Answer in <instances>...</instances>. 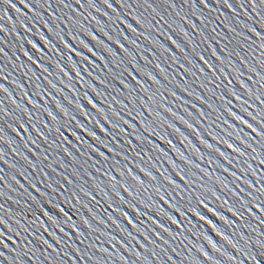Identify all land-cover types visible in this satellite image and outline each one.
Wrapping results in <instances>:
<instances>
[{
  "label": "water",
  "instance_id": "95a60500",
  "mask_svg": "<svg viewBox=\"0 0 264 264\" xmlns=\"http://www.w3.org/2000/svg\"><path fill=\"white\" fill-rule=\"evenodd\" d=\"M70 2L74 3V0H70ZM128 2H131V0H128ZM182 2L183 0H176L177 7L174 11L167 4H165L163 0H152L153 7L156 8V11L159 12L161 16H164L165 19L169 20V23L175 21V24H173L174 28H176L177 25L184 28L188 34L187 37H184L179 33V28H177L176 31H172V29H169L167 25L162 26V24H156L159 16H156L152 9L148 8L147 5H143L142 0L140 5L133 3L131 9L121 8V6L116 3V0H112L113 8L116 9V12L108 9L103 4L102 0H97V7L101 10V12H97L95 11V9L91 8H79L78 5L74 6L77 7L79 12H82L84 14L83 16L77 17L78 19L83 21L84 26L89 31L95 33V35L100 40H103L111 48L119 52L120 59L123 61L119 68H116L111 63L112 58L108 57V67L112 68L114 73L124 72L125 67L131 68L129 60L134 58L136 63L139 64L140 67H142L147 72H152L156 76V78L160 81L159 85L154 84L147 76L140 75L139 73H136L135 70H133V74L137 76L138 80L144 82V85L149 89L150 94L157 95L158 104L164 103L168 107L172 108V111L176 114L175 116L164 112L162 109L157 110L161 112L164 118H166L171 123H174L175 126L179 128L185 136L188 137V141H185L182 144L179 135L173 133L170 129H166V126L164 129L157 127V130L161 131V133L166 135L169 139H172L173 143L178 148H180V150L184 152L185 155L193 159L195 163H199L202 168H205L209 173H212V175L206 176L203 172H200L196 168H188L179 160L177 155L172 151V149L168 147L165 142L160 141L154 136L151 137V139H153L155 143L160 144L161 147H163L168 152L169 156L178 164H180L181 167L187 168L189 172L196 173L195 176L189 177L191 180L195 181L193 188H195L196 192H200V188L198 187L199 185H206L208 188H215V190L221 195L222 198L228 199L230 202H235V198L232 197L231 194L223 188V185L216 182L217 177L221 181L227 183L229 187L235 189L236 191H239V189L236 188V183H240V187L245 189L244 193H240L241 196H245V193L248 191H252L255 194V189H248L246 185L239 181L233 183L234 177L229 173L235 172L238 175H243L244 179L250 180L253 184H255L256 177L252 175L251 171L249 170L246 171V173H241L240 168L248 169V164H251L252 168L257 170V176H259L262 174L260 170L264 169V165H258L256 160L251 159L252 155L254 154L251 153L250 150H248V154L245 157L241 158L233 153L231 149H228L226 145L219 142V140L229 139L230 142L236 143L238 146H242L239 145V142L234 139V136L237 133L233 132L232 128L223 123L225 119L228 120L229 124L236 125L237 129H243V132L239 133V135L241 136L244 132L250 133L251 130L246 128L244 125L239 124V122L233 120L224 111L225 101L218 98L221 93L225 97H227L228 100H231L233 111H236L238 114L244 115V113L240 111L239 102L236 101L233 97L229 96L227 89L224 87V85L227 84V80H225L223 76H220V79L217 80L216 76L219 75V73H217L216 76H212V81L214 82H210L207 77L211 75V73L208 72L206 66H204L202 62L196 60L193 48H195L196 52H200L205 56L206 59H209L210 61H215V58L212 57L211 50L209 49V44H211L226 60L230 57L231 60L240 67L241 71L244 72V76L242 77V79L245 80V82L249 85L253 92H256L257 89L260 88L259 83L253 82L257 80V77L244 67L240 59L231 51V49L235 48L241 53V55L245 57V59L248 61L249 66L255 67L258 72L264 73V68H261V66L256 63L255 59V57L259 55V50H257L255 54L250 51V47H255L254 44L246 45L244 48H241L236 43V41L242 40V38L236 36L235 33H229L228 29L225 28L221 21L225 16L229 17V19L232 21V26L236 27L237 32H244L245 35L251 37V40L255 41L256 43H259L257 38L251 32L247 31L246 28L236 25L235 20L238 18L246 24L256 27L257 31L264 32V29L260 28V18L256 16L251 5L248 3H245L244 8H240L236 3V0H232L233 7L236 10L234 15L230 9L223 5V3L217 5L213 3L212 0H209V3L211 4V7L213 9L212 11L203 8L202 5L198 6L197 11L202 9V14L205 18L204 23H201V19H199L195 15H192L193 9L188 6L182 7ZM13 3L16 4L17 8L21 9V12H17L15 9L11 8L8 5H0V7L7 9V15L3 19H0V24H3L5 29L7 30L0 31V38H2V42H0V48L4 49V52L7 54V56L3 59H0V64L4 66V75L8 77L7 80L0 79V83H3L8 89V92L11 94V96H9L6 93L0 92V96L3 97L4 106L8 109V111L15 113L14 117H5V123L3 124V127L6 139L4 141H0V149H3V160H0V168L3 169V172H0V175H3L5 177V180L7 181V185L11 186L8 187L7 185H4L2 189H0L4 192V196L0 197V203L5 204V208L10 209L11 212H24L25 209L21 207V205L32 203L29 193H31V195L37 196L41 200V202L44 201V197H40L39 194L31 188L28 181H26L24 177L20 175V172H24L25 175L29 177V180L37 184V187L40 188L41 191L47 193L49 199H52L54 203H61V205L64 206L71 215H73V219L76 220L77 226L80 227L82 231H84L85 237L87 239H85V237H78L77 234L66 225L62 226L65 227V232L71 233L70 237L64 236L62 233L56 230L54 226L49 225V230L55 231L56 234L62 238L64 242L62 246L60 244H56L55 241L52 240V237L43 232V229H40V232L45 236V238L52 242L58 250L63 247V251H60L59 255H57V253L53 252L51 249L48 250V254L53 257L54 264L55 262H62V264H74V262L75 264H94L95 260L108 261L109 264H125L124 261H121L119 259V256L121 255L126 258L127 264H147L148 261H151V264H195L196 260H199L200 264H214V261L216 260H219L221 264H233V262L228 261L224 255H221V252L234 255L238 260L243 259L244 264H253L250 259L243 257L239 252H237L236 249L232 248L228 243L221 239L210 226L198 220L196 217H191L193 222L192 225H188L186 224V222L181 221L182 224H185V228L183 229L181 237L172 239L167 234L161 232L164 240L169 241L168 244H164L162 240L157 239L149 231V239L155 241V244H152L149 243L148 240H145L144 237L140 235V233L132 229L131 226L127 225V223L123 221L121 217L116 216V214L113 213V215L116 216L118 222L121 223V227H126L127 231L132 232L133 235L137 237V240H139V243H137L136 240H132L131 237H127L125 239V243L128 244L127 249L121 247V245L119 243H116V241H109L107 236H101L99 235V233H90L86 229V227L79 222V217L83 216L87 218L94 227L100 228L104 233H111L118 238H124V234L121 232L120 228H117L110 222L107 223V226L98 224L97 221L94 220L91 215H89L87 209L78 206L80 207L79 213H74L71 206L63 204V201L67 200L70 197L71 191H76L79 194V188L76 187V185L85 186L86 188L91 189L94 182H104V186L106 187L107 191V181L105 176L103 175V172L107 171V169L102 167L104 161H101L99 165H94V160L99 159V157L95 156V154H92L93 159H88V154L91 152L88 146L79 145L75 138L72 137L70 133L65 131L63 128H61V131H64V135L68 136V138L72 141V144H61L62 137H58L55 132L47 133L48 140L45 141L44 139L38 137L35 130H33L30 126L28 133H25L23 129H20L19 131L21 135L17 136L16 133H14L11 128L8 127V125L11 124L19 129V124L15 123V120L21 116V113L13 104V100H15L16 103L26 106L33 113L34 117L38 114L40 119L50 125L52 124V120L44 111L45 108L51 110L53 115L58 117L61 124H63L66 120V118L56 106L57 103H59L64 108H66L71 115H74L77 120L84 123L86 127L95 130L98 136L108 141L110 137L104 136V134L101 133L94 124L88 123L85 120L84 116L75 107V104H84L85 108L88 109L90 116H94L96 119L100 120L101 124H103L105 128H108L113 136H117L116 130L112 129L110 125L104 121L100 113L92 109L91 106H89L83 99V93L86 92L100 107H103L105 109V114L108 116L109 120L113 121L114 123H120L124 127L127 126L123 125L122 121L117 120L116 117L112 115V111L108 106V102H111L112 106L116 109V111H119L121 115H125V110H123L119 104H116L112 98L115 97L116 100H123L124 103H128V100L126 99L128 93L127 90L123 89V86L120 85L116 80H114L111 75H108L107 69L104 68V64L99 60H96V63L100 65V67L97 69L93 68L92 65L87 63V61L81 60L80 57L73 56V60L78 64V70L81 72L83 80H78L75 77V73H73L68 67L67 50L64 49L63 45L60 43V37L56 34L57 31H60V35H62L64 39L69 43H72L78 51H85L80 47L78 41H73L71 37H69V29L63 23V20L66 19L64 13L69 12V9L60 10L56 4V0H52L51 9H48L47 6L36 7L35 5H33L35 11L42 14L43 20L49 22L50 26L53 28V32L49 33L42 23L37 22L35 27H32V25L29 24V27H32V33L29 34L19 27V22L21 19L27 20V17H33L34 12L20 4V0H13ZM49 11L55 13L56 17H59L61 19H57L55 23H52L53 17L49 15ZM105 11H107L109 15L113 17L112 20H108L103 15H101V13ZM177 11L180 12L182 16H187L189 19H191L199 28L203 30L204 35L202 36L197 33L188 23L182 21L180 17L176 16L175 13ZM89 12H91L92 15L96 16L97 19L101 21L106 31L121 40V43H123L125 47L128 48L129 51L133 54L131 58L128 57L125 53L121 52L118 46L115 45L111 40H107L103 33L98 30L99 26L95 22L91 21L90 17H88V19L84 18L88 16ZM22 13H26L27 17L22 15ZM117 13H119L121 16H124V18L129 23H131L138 29V31L145 33V35H147L150 39L146 40L143 36H137L135 33L130 32L124 24H119L118 21H116ZM127 13H131V15ZM221 13H223V15H221ZM0 15H2V13H0ZM261 15H264V11H261ZM133 16H141L146 22L152 23L153 25H155V27L152 30L141 28L138 24H136ZM249 16H251L252 18L249 19ZM209 21H211L212 23H208ZM57 25H59V28H57ZM215 25H219V27L216 28V32L228 36V39L232 41L230 44H228V41L222 39V36H217L216 33H213L211 31L212 27ZM121 30H123L124 35H127L130 39H135L137 41V45H139L140 47L130 44L128 43V41L124 40L123 36H120ZM73 32L77 33L80 39H83L86 43L91 45L96 52L108 56V54L104 52L103 48H101L99 44H97L95 41H92L88 36H86L82 30H80L79 28H75L73 29ZM162 32L164 33L163 35H161ZM41 34L46 36L53 44L56 45L60 52L64 54L63 59L55 52L48 51V48L45 47L43 41L39 39V35ZM169 34L184 49L183 53H181L180 50L172 45L168 40L167 37ZM205 36L208 37L207 42H205ZM213 36L216 37L215 40L212 39ZM28 39L34 40L41 47H43L46 52H48L49 56L52 57L51 63L48 60H44L42 61V63L45 64V66H48L49 72L52 73V75H50L48 78L51 79L58 88L62 89V92H57L56 90L49 87L47 82L43 79V76L46 74H43L40 69L31 64V62L28 61L27 58L24 57L19 51L20 46L23 45L25 50H28L31 54L35 55V53H33V50L31 49V46L27 43ZM217 40L220 41L219 44L216 43ZM150 41H155L157 45L162 44L165 47L170 48L172 54L175 55L179 63L183 64L185 68L191 69V71L195 73V75H189L188 73L184 72V70L179 68V65L174 63L173 60L169 57V53L163 52L161 48H158ZM221 44L228 45V53L220 51ZM153 53L155 55H153ZM85 55H88V53L85 52ZM185 56L193 59L194 63H200L201 67H205L206 75H201L196 70L194 64L188 63L187 59H185ZM91 59H95V57H91ZM57 60H59V62L69 72V75L72 77L70 81L64 79V83H61V79L57 78V73L59 70L51 66ZM157 63H159L162 68L166 69L165 75L167 76V79H165V76L161 75L159 70L156 68ZM85 66H87L88 72L92 73V76H89L87 72H85ZM29 69H31V72H34L36 76H40L41 79L39 81H36L35 77L31 75V72L29 73L28 77H25L24 73L29 72ZM225 70H228L227 67ZM93 76H100L102 80L107 81V84H101L99 80L93 79ZM248 76H252V79L249 80L247 78ZM61 78H63L62 74ZM123 78L126 82L131 83L133 87H135L136 90L132 93L133 96L138 97L144 95L143 90L135 84V81L131 80V77L127 72H124ZM228 79H232V76L229 75ZM14 80L22 83L24 85V90L28 92L29 96H31L33 100L39 101V103L43 105V107L41 109H34L32 105L28 103L27 99L24 98V92L12 83V81ZM221 81H223V84H221V87L217 88L216 85L220 84ZM177 82H179L184 88H188V91L193 93L194 95H189L188 92H184L180 88H178L176 86ZM36 83L41 84L42 88L47 89L48 92H51L52 97H54L55 99L47 96L46 94L44 95L43 99H41L39 96L33 95V93L36 92ZM69 83H71V88L66 87V85ZM201 83L204 84V87L200 86ZM89 84L94 85L96 90L102 92L103 95L98 97L96 93L93 92L89 87ZM232 86L238 91V94L244 100L248 101V104L245 105V107H248L249 111H252L253 114H255L256 110L262 107L255 100V97H249L243 91V89L240 88L239 84L235 82V80H233ZM73 89H75V92L73 91ZM116 89L124 92V95H120L119 92L116 91ZM157 89H159V92L157 91ZM168 89L175 91L177 93V96L181 97L182 99L177 100L172 97L169 94V91H167ZM208 89L213 90L211 94H209ZM260 90L264 91V89ZM160 92H162L164 96L167 97L166 100H161L159 98ZM196 95L203 97L205 101L212 104L218 111H213L207 106V104L202 103L200 100H197L195 98ZM145 99L147 100V96H145ZM193 104H195L197 108H193ZM252 105H255V108H253ZM131 107L132 105L129 104V108ZM197 109L203 110L205 115L208 116L209 119L204 120L203 118H199ZM189 113H192V115H189ZM133 115H135V112L133 113ZM147 115L148 113H145V116ZM218 116L220 117L219 119L217 118ZM177 117H183L185 120H188L189 123L194 124L208 143H211L214 148H219L221 151L230 155V158L233 159L232 164H228L223 160V158L217 157L219 162L223 164L224 167L229 169V173L224 172L223 169L216 163H208L207 157L209 155L215 156L216 154L214 152H211V150L206 149L204 145L200 144L197 139L196 133L188 129L181 120L177 119ZM125 118L130 119L126 115ZM197 118L200 119L199 124L196 123ZM245 118L249 119V117L247 116H245ZM138 119L134 120L133 123H137V128H139V131L143 133V128H140ZM24 122L27 124L26 119ZM250 122L255 123L251 120ZM33 123H37V126L41 129V131H44L43 125L39 124L37 120L34 119ZM217 125H219V127ZM70 127L76 130L78 134L82 138L86 139L90 144H96L97 147H100V145L97 144L96 141L92 140L91 137H88L86 133H84L80 129H77L74 122L70 125ZM205 129H207V131ZM225 130H227V132H232L233 136H227L225 134ZM209 132H211L212 135H209ZM143 134L147 135V133ZM251 135L255 136V133H251ZM29 136H31V139L36 140L39 147H37L36 145H32L28 141ZM213 136H218L219 140L213 139ZM21 137H23V139ZM117 139L122 144L124 143V139H132V142L134 144L138 143L135 140V133H133L131 129L128 130L127 137H125L124 134L121 133L117 136ZM245 139L248 138L245 137ZM256 139L258 140L259 137H256ZM9 141H11V143H9ZM51 141H55L56 145H59V147H52ZM189 141L192 145H195V147L198 148L201 153L205 155L204 160H196V157L193 155L192 149L190 147H186ZM26 142H28V147L32 149L31 152L24 147ZM249 143H253V146H257L252 140H249ZM110 146L115 147V145ZM77 147L79 148V151L77 150ZM65 148H67L68 151L72 154L71 156L64 152ZM13 149H15V151H13ZM137 150H139V148ZM101 151H106V149L101 147ZM125 154L128 155L130 160L134 161L133 163H129L128 166L131 167L134 172L141 175L142 179H145L146 181L148 180V178L145 177L143 173H139V170L135 168L136 162L141 163L143 167L148 168L149 170L153 171L154 175L158 176L157 183L159 184V187L165 192V194L170 191L166 183L163 181V178L159 176V172H157L156 170L160 169V171H163L164 169H168L169 172L172 171L165 157L153 151L151 153V156L153 158L151 162H148L147 157H144L143 161H135L132 157L131 149L127 145H125ZM45 156H47V159H44ZM158 156L159 159H157ZM25 157L27 158V160L25 159ZM114 159L120 160V166H123L125 163H127V161L121 159L119 156L114 157ZM5 161H7V163H5ZM27 161H35L36 169L33 170L31 167H29ZM245 161H248V164H246ZM152 164H155L156 167L153 168ZM12 165H15V167H12ZM49 165H51V167H49ZM61 165H64V167H62ZM97 167L101 168V172H96ZM109 167H111V165H109ZM41 169H43V172L40 171ZM74 171L78 172L79 176L82 179L74 177ZM89 172L91 173V177L87 175V173ZM44 173H46L47 176H45ZM112 174L116 175L114 171L112 172ZM13 176L16 177V180L19 181V184H17L16 181L12 179ZM64 176H67L70 180H73L75 182L74 185H69L64 180ZM173 176L178 180V182H180L179 178L175 177L174 173ZM117 178L119 179V176H117ZM57 181H59V183H56ZM262 183H264V181H262ZM3 184L4 182L0 181V185ZM21 184L24 185L23 188L20 187ZM49 184L52 185L51 188L48 187ZM61 185H63V187H61ZM185 187H187V185H185ZM257 187H259V185H257ZM25 189H27V192H25ZM53 189H56L57 191H53ZM139 194L146 201H148L149 196H152L153 199L157 201L156 207L163 206V208L167 212L177 216V218L179 219L178 214L175 213L173 209L169 208V206L167 204H164L163 201H159V198L155 196V193L152 189H149L147 193L141 191ZM93 195L97 196V199L101 201L103 207H107L102 199L103 193L98 194L96 191H93ZM108 195L111 196L113 200L116 199L110 191H108ZM121 195L128 198L122 189ZM173 195H175V192H173ZM245 198L247 197L245 196ZM81 200L84 203H87L89 207L93 208V210L99 216L107 221V216L101 206L95 204L93 201L84 196H81ZM131 202L137 204V206L141 208L142 212L148 211V209L140 205L139 199L132 200ZM75 203V200H73L72 204ZM210 206L218 208V210L229 216L230 219L237 221V225L239 227L229 229L227 225H224L222 221H219L215 217H212L210 213H207L206 211L203 212L204 215H207L210 219H213L214 223H216L220 227L221 231H225V234L228 235L233 241H238L239 246H244L245 250H248L245 242L243 240H240L239 236L236 233L243 231L245 235L249 237V239H255L256 234L251 232L250 230L244 229L243 223L240 220H237L236 217H233L230 213H228L226 211V208L221 209L218 202H214L210 204ZM33 207H35V205H33ZM45 207L48 208L50 212H55V209H52L49 205L45 204ZM124 210L128 211L129 214L132 215L133 218H135L131 209L125 207ZM109 211H111V209H109ZM253 211H255V209H253ZM2 214L6 219H8L9 223L13 224V226L15 227L13 220L10 218V213L3 212ZM151 214L152 212L149 211V215ZM16 219H21V222H24L21 217H16ZM249 221H251V218H249ZM45 222L47 223V221ZM161 222L164 223L166 227H170L173 232L180 231V229H177L175 225H170V222L166 218H161ZM142 227L149 230L156 228V226L151 224L150 222L142 225ZM189 227H192V230L196 233L194 237L190 232L187 231ZM253 227H255L254 223ZM156 230L160 231L159 229ZM5 231L7 232V229H5ZM8 234L12 235V233ZM205 236L209 237L221 251L218 252L214 250L204 238ZM184 237H187V239H185ZM29 239H31V237H29ZM82 239H84V243H81ZM8 243L13 248L17 247L16 245L11 244V241H8ZM113 244H115V248L112 247ZM69 245H74L76 248H79V254L74 251L72 247H69ZM89 245L93 246L89 247ZM141 245H144V247H141ZM193 245L202 247L203 250L212 257V260H208L204 256H202L201 253L197 251V249ZM104 248H107L109 250L107 254L100 251V249ZM172 249H175V251H172ZM251 249L254 253H258L260 251L254 244L251 245ZM43 250V246H40V251L33 254L27 252L26 249H17V251L20 252V259H23L25 264H37V261L42 262V264H49V261L40 254L41 252H43ZM64 251H67L70 256L73 257V259L65 257L63 255ZM137 252L142 253V258H137ZM153 252L156 254L155 256L152 255ZM85 253L87 255H84ZM8 255L12 256L14 261L17 259L14 253L9 252ZM82 255L84 256L83 260L81 259ZM89 256L93 259H88ZM169 256L172 257L171 261L168 260ZM257 259H260L261 264H264V258L257 255ZM5 264H8V262L6 261Z\"/></svg>",
  "mask_w": 264,
  "mask_h": 264
},
{
  "label": "snow or ice",
  "instance_id": "6c2138e0",
  "mask_svg": "<svg viewBox=\"0 0 264 264\" xmlns=\"http://www.w3.org/2000/svg\"><path fill=\"white\" fill-rule=\"evenodd\" d=\"M102 2L108 9L112 10L113 12H116V9L113 8L112 0H102ZM142 2L143 5H147L148 8H151L152 11L156 14V16H159V19L156 21V24H162V26L167 25V27L169 29H172V31H176V29L179 28V33L182 36H188L184 28L179 27V25H177L176 28L173 27L175 21L169 23V20L165 19L164 16H161L160 13L156 11V8L153 7L152 0H142ZM163 2L175 11L177 7L176 0H163ZM212 2L217 5L223 3V5L230 9L235 15L236 10L233 7L232 0H212ZM116 3H118L121 8L131 9L133 3L140 5L141 0H131V2H128V0H116ZM236 3L239 5L240 8H244L245 3L250 4L253 9V12L256 14L257 17L260 18V28L264 29V15H261V11H264V0H236ZM20 4L34 12L33 17H27L26 13H22V15L27 17V20H20V28H22L25 32L31 34L32 27H35L36 23L39 22L43 24V26L48 30L49 33L53 32V28L50 26L49 22L43 20L42 14L40 12H36L33 7V5H35L36 7L47 6L48 9H51L52 0H31V2L30 0H20ZM56 4L60 10H70L69 12L64 13L66 19L63 20V23L69 29V37H71L73 41H78L80 47L85 50L78 51L72 43H69L67 40L64 39L62 35H60V31H57L56 34L60 37V43L63 45L64 49L67 50L68 53V67L73 73H75V77L78 80H83V76L78 70V64L73 60V56L80 57L81 60L87 61V63L92 65L93 68L98 69L100 67V65L96 63V60H99L104 64V68L107 69L108 75H111L114 80H116L120 85L123 86V89L127 90L128 94L126 96V99L128 100V103H124L123 100H116L115 97H113L112 99L115 101L116 104H119L123 110H125V115L130 119H126L125 115H121V113L119 111H116V109L112 106L111 102H108V106L109 108H111L112 115L116 117L117 120L122 121L123 125H126L127 127L122 126L120 123H114L113 121L109 120L108 116L105 114V109L103 107H100L86 92L83 93V99L87 102L89 106H91L92 109L100 113L101 117L104 119L105 122L110 125L112 129L116 130L117 136L123 133L124 136L127 137L128 130L131 129L133 133H135V140L138 142L134 144L132 142V139H124V143H120V141L117 139V136H113L109 129L105 128L104 125L101 124L100 120L96 119L94 116L89 115L88 109L85 108L84 104L77 103L75 104V107L84 116L85 120L88 123L94 124L95 127L98 128L100 132L104 134V136L110 137L108 141L98 136L95 130L86 127L84 123L77 120L74 115H71L69 111L59 103H57L56 106L66 118V120L63 124H61L58 117L53 115L51 110L45 108L44 111L52 120V124L50 125L40 119L38 114L34 117L33 113L26 106L16 103V101L13 100V104L21 113V116L15 120V123L19 124V129L11 124L8 125V127L11 128V130L16 133L17 136L21 135L19 131L20 129H23L25 133H28L30 126L33 130H35L38 137L44 139L45 141L48 140L47 133L55 132L58 137H62L61 144H72V141L68 138V136L64 135V131H61V128H63L65 131L69 132L72 137L75 138L79 145L88 146V148L91 150V152L88 154V159H93L92 154H95V156L99 157V159L94 160V165H99L101 161H104L102 167L107 169V171L103 172V175L105 176L107 181V191L106 187L104 186V182H94L92 184L91 189H88L85 186L76 185V187L79 188V194L76 191H71L70 197L67 200H64L63 204L71 206L74 213H79L80 207H83L87 209L89 215H91V217L96 220L98 224L107 226V223L110 222L117 228H120L121 232L124 234V238L122 239L118 238L115 235H112L111 233H104L103 231H101L100 228L94 227L93 224L90 223L87 218L83 216L79 217V222L82 223L90 233H99V235L101 236H107L109 241H116V243H119L121 247H124L126 249L128 248V244L125 243V239L127 237H131L132 240H136L137 243H139V240H137V237L134 236L132 232L127 231L126 227H121V223L118 222L116 216L121 217L123 221L127 223V225L131 226L132 229L140 233V235L143 236L145 240H148L149 243L152 244H155V241L149 239V231L157 239L162 240L164 244H168L169 241L164 240V237L161 235V232L167 234L172 239L181 237L183 229L185 228V224H182L181 221L186 222V224L188 225H192L193 222L191 217H196L198 220L210 226L212 230L215 231L221 239L228 243L232 248L236 249L237 252H239L243 257L250 259L253 264H261L260 259H257V255L264 258V230H261L264 229V183H262V181H264V169H261L260 171L262 174L257 176V170L253 169L251 164H248V161H245V163L248 164V169L240 168L241 173H246V171L249 170L251 171L252 175L256 177L255 184H253L250 180L244 179L243 175H238L235 172L229 173V169L224 167V165L219 162L217 157L223 158V160L226 161L228 164H232L233 159L230 158V155L221 151L219 148H214L211 143H208L203 138L200 131L194 124L189 123V121L185 120L183 117H177V119L181 120L188 129L196 133L197 139L200 144L204 145L206 149L211 150V152H214L216 154L215 156L209 155L207 157L208 163L218 164V166L221 167L224 172L229 173L231 176L234 177L233 183L239 181L246 185L248 189H255V194L252 191L246 192L245 196L247 198H245V196L240 195V193L245 192V189L240 187V183H236V188L239 189V191H236L235 189L229 187L227 183L221 181L217 177L216 182L218 184L223 185V188L226 189L231 194V196L235 198V202H230L228 199L222 198L221 195L215 190V188H208L206 185H199L198 187L200 188V192H196L195 188H193L195 181L189 178L190 176H195L196 173L189 172L187 168L181 167V165L178 164L175 160H173L169 156L168 152L163 147H161L160 144L155 143V141L151 139V137L154 136L160 141L165 142L168 147L172 149V151L177 155L179 160L188 168H196L200 172H203L206 176H211L212 173H209L205 168H202L199 163H195L193 159L185 155L184 152H182L180 148H178L173 143L172 139H169L166 135L162 134L161 131L157 130V127L164 129L166 126V129H170L173 133L179 135L182 144L185 141H188V137L185 136L180 131V129L175 126L174 123H171L166 118H164L161 112L157 110L162 109L164 112L175 116L176 114L172 111V108L168 107L164 103L158 104L157 95L150 94L149 89L144 85V82L138 80L137 76L133 74V70H135V72L139 73L140 75L147 76L156 85H159L160 81L152 72H147L142 67H140V65L136 63L134 58L130 59L129 63L131 64V68L125 67L124 72H127L128 75L131 77V80L135 81V84L139 86L144 92V95L138 97L133 96L132 93L135 92L136 89L131 83L125 81V79L123 78L124 72L114 73L112 68L108 67V57L112 58L111 63L116 68H119L120 65L123 63V61L120 59L119 52L111 48L103 40H100L95 35V33L89 31L84 26L82 20L77 18L79 16H83L84 14L82 12H79L77 7H75L74 5H78L79 8H91L95 9V11L97 12H101V10L97 7V0H74V3L70 2V0H56ZM0 5H8L11 8L15 9L17 12H21V9L17 8L16 4L13 3V0H0ZM199 5H202L203 8L209 9V11L213 10L211 4L209 3V0H183L181 6H188L192 8V15L197 16L199 19H201V23H204L205 18L202 14L203 10L200 9L199 11H197ZM0 13H2V15H0V19H3L7 15V9L0 7ZM127 14L131 15V13ZM175 14L176 16L180 17L182 21L188 23L197 33L202 36L204 35L203 30L199 28L187 16H182L181 13L178 11ZM49 15L53 17L52 23H55L57 19H61L59 17H56L55 13L51 11H49ZM101 15H103L108 20L113 19V17L110 16L107 11L102 12ZM221 15H223V13H221ZM88 17H90L91 21L95 22L99 26L98 30L103 33L107 40H111L115 45L118 46L119 50L125 53L128 57L131 58L133 56L129 49L126 48L123 43H121V40L119 38L114 37L112 34L105 30L101 21L98 20L96 16L92 15L91 12H89L88 16L84 18L88 19ZM251 18L252 17L249 16V19ZM133 19H135L136 24L146 30H152L155 27V25H153L152 23L146 22L141 16H133ZM116 21H118L119 24H124L130 32L135 33L137 36H143L146 40L150 39L147 35H145V33L138 31L136 27L129 23L124 18V16H121L119 13L116 14ZM208 23L212 22L209 21ZM221 23L225 26V28L228 29L229 33H235L236 36L242 38V40L236 41V43L241 48H244L246 45H255V47H250V51L255 54L256 51L259 50V55L255 57L256 63L259 64L261 68H264V32L257 31L256 27L246 24L238 18L235 20L236 25L246 28L247 31L251 32L257 38L259 43H256L255 41L251 40V37L245 35L244 32H237L236 27L232 26V21L229 19V17L225 16ZM29 24H31L32 27H29ZM217 27H219V25L213 26L211 31L213 33H216L217 36H222V39L228 41V44H230L232 41L228 39V36L216 32ZM57 28H59V25H57ZM75 28H79L92 41H95L97 44H99L101 48H103L104 52L108 54V56L96 52L91 45L86 43L83 39H80L79 35L73 32V29ZM0 31H7L3 24H0ZM163 34L164 33L162 32L161 35ZM120 36H123V39L128 41V43L140 47L139 45H137V41L135 39H130L127 35H124L123 30H121ZM167 38L172 45H174L177 49L180 50L181 53H183L184 49L179 43H177L176 40L172 38L170 34ZM39 39L43 41L45 47L48 48V51L55 52L62 59L64 58V54L61 53L60 50L56 47V45L53 44L46 36L41 34L39 35ZM212 39L215 40L216 37L213 36ZM207 40L208 37L205 36V42H207ZM0 42H2V38H0ZM150 42L156 45L158 48H161L163 52L169 53V57L173 60L174 63L178 64L179 68L183 69L184 72L188 73L189 75H195V73H193L191 69L185 68L183 64L179 63L175 55L172 54L170 48L165 47L162 44L157 45L155 41ZM27 43L31 46V49L33 50V53H35V55L31 54L28 50H25L23 45L20 46L19 51L24 57L27 58L28 61L31 62V64L35 65L38 69H40L43 74H46L43 76V79L47 82L49 87L56 90L57 92H62L63 90L58 88L57 85L54 84L52 80L48 78L50 75H52V73L49 72V67L45 66V64L42 63V61L44 60H48L51 63L52 57L49 56L48 52H46L45 49L41 47L38 43H36L34 40L28 39ZM216 43L219 44L220 41L217 40ZM209 49L211 50L212 57L215 58V61H210L209 59H206L203 54H201L200 52H196L195 48H193L196 60L202 62L203 65L206 66L208 72L211 73V75L207 77L210 82H214L212 81V76H216L217 73H219V75L216 76L217 80L220 79V76H223L224 79L227 80V84L224 85V87L227 89L228 95L239 102L240 111L243 112L244 115L238 114L236 111H233L231 106V100H228L227 97H225L221 93L218 98L225 101L224 111L233 120L239 122V124L244 125L246 128L251 130L250 133L244 132L241 136L239 135V133L243 132V129H237L236 125L229 124L228 120L225 119L223 123L227 124L230 128H232L233 132L237 133L234 136V139L239 142V145L242 146H238L236 143L230 142L229 139L219 140L218 136H213V139L219 140V142L226 145L228 149H231L233 153H235L238 157L241 158L245 157L248 154V150H250L251 153L254 154L252 155L251 159L256 160L258 165H264V91L260 90L264 89V73L258 72L255 67L249 66L248 61L243 55H241L239 51H237L235 48L231 49V51L240 59L244 67L257 77V80L253 82L259 83L260 88L257 89L256 92H253L249 85L245 82V80L242 79V77L244 76V72L241 71L240 67L236 65L230 57L226 60L217 52V50L211 44H209ZM220 51L228 53V45L221 44ZM85 52H87L88 55H85ZM153 55L155 54L153 53ZM6 56L7 54L4 52V49L0 48V59H3ZM91 57H95V59H91ZM185 59H187L189 64H194L196 70L201 75H206L205 67H201L200 63H194L193 59L188 58L187 56H185ZM51 66L59 70L57 73V78L61 79V83H64V79H67L69 81L72 79V77L69 75V72L59 62V60H57ZM226 67L228 69L227 71L225 70ZM156 68L159 70L160 74L165 76V79H167V76L165 75L166 69L162 68L159 63L156 64ZM4 72L5 68L2 64H0V79L7 80L8 77L4 75ZM30 72L31 69H29V72H25V77H28ZM85 72H87L89 76H92V73L88 72L87 66H85ZM61 74L63 78H61ZM31 75L35 77L36 81H39L41 79V77L36 76L34 72H31ZM229 75L232 76V79H228ZM247 78L251 80L252 76H248ZM93 79L99 80L101 84H107V81L102 80L100 76H93ZM233 80H235V82L239 84L240 88L243 89V91L249 97L254 96L255 100L259 103V105L262 106L258 110H256L255 114H253L252 111H249L248 107H245V105L248 104V101L244 100L238 94V91L232 86ZM12 83L24 92V98L27 99L28 103L31 104L34 109H41L43 107V105H41L39 101L33 100L31 96H29L28 92L24 90V85L22 83H19V81L15 80L12 81ZM221 84H223V81H221L220 84H217L216 87H221ZM176 86L182 91L188 92L189 95H194L193 93L188 91V88H184L179 82H177ZM200 86L204 87V84L201 83ZM66 87L71 88V83L67 84ZM89 87L92 89L93 92L96 93L98 97L103 95L102 92L96 90L94 85L89 84ZM35 88L36 92L33 93V95L39 96L41 99L44 98L45 94L49 97H52V93L48 92L47 89L42 88L41 84L36 83ZM73 91L75 92V89H73ZM116 91H118L120 95H124V92L120 91L119 89H116ZM157 91L159 92V89H157ZM167 91H169V94L175 99H182L181 97L177 96V93L175 91H172L170 89H168ZM212 91V89H208L209 94H211ZM0 92L6 93L11 96V94L8 92V89L3 83H0ZM145 96H147V100L145 99ZM52 98L55 99L54 97ZM159 98L161 100L167 99V97H165L162 92L159 93ZM195 98L197 100H200L202 103L207 104V106L213 111H218L216 108H214L212 104L205 101L203 97L196 95ZM129 104L132 105L131 108H129ZM192 107L197 108L195 104H193ZM252 107L255 108V105H252ZM197 111L199 113V118H203L204 120L209 119V117L205 115L203 110L197 109ZM134 112L135 115H133ZM145 113H148V115L145 116ZM189 115H192V113H189ZM14 116L15 113L8 111V109L4 106L3 97L0 96V141H4L6 139L3 127V124L5 123V117L11 118ZM245 116L249 117V119H246ZM199 118H197L196 120L197 124L200 123ZM217 118L219 119L220 117L218 116ZM25 119L27 120V124L24 122ZM34 119L37 120L39 124L43 125L44 131H41V129L37 126V123H33ZM137 119L140 128H143V133H147V135H144L139 131V128H137V123H133V121ZM250 120L254 121L255 123L250 122ZM73 122L75 123L77 129H80L81 131L86 133V135L88 137H91L92 140L96 141L97 144L100 145V147H97L96 144H90L86 139L82 138L76 130L70 127ZM217 126L219 127V125ZM205 130L207 131V129ZM251 133H255V136H252ZM225 134L227 136H233V133L227 132V130H225ZM209 135H212V133L209 132ZM245 137H247L248 139H245ZM256 137H259V139L257 140ZM21 138L23 139V137ZM249 140L254 141L255 145L257 146H253V143H249ZM28 141L32 145H36L37 147H39V145H37L36 140L31 139V136L28 137ZM9 143H11V141H9ZM110 145H115V147H112ZM125 145H127L131 149V154L135 161H143L144 157H147L148 162H151L153 159L151 153L153 151L165 157L172 171L169 172L168 169H164L163 171H160V169L156 170L157 172H159V176L163 178V181L170 189L167 194H165V192L159 187V184L157 183L158 176L154 175L153 171L149 170L146 167H143L142 164L139 162L135 163V168L139 170V173H143V175L148 178V180L146 181L145 179L141 178V175L134 172L133 169L128 166L129 163H133L134 161L130 160L128 155L125 154ZM51 146L59 147V145H56L55 141H51ZM24 147L27 148L28 151H32V149L28 147V142L25 143ZM101 147L106 149V151H101ZM186 147H190L192 149L193 155L196 157V160L202 161L205 159V155L201 153L200 150L195 147V145H192L190 141L186 145ZM138 148L139 150H137ZM77 150L79 151L78 147ZM13 151H15V149H13ZM64 152L69 156L72 155L67 148L64 149ZM116 156H119L121 159L127 161V163H125L123 166H120V160L114 159V157ZM25 159L27 160L26 157ZM44 159H47V156H45ZM157 159H159V156L157 157ZM0 160H3V149H0ZM27 162L29 164V167H31L33 170L36 169L35 161ZM5 163H7V161H5ZM109 165H111V167H109ZM61 166L64 167V165ZM12 167H15V165H12ZM49 167H51V165H49ZM152 167L155 168L156 165L152 164ZM40 171L43 172V169H41ZM113 171L116 173V175L112 174ZM0 172H3L2 168H0ZM96 172H101V168L97 167ZM173 173L175 174V177L179 178L180 182H178V180L174 178ZM20 175L23 176L26 181H28L31 188L36 193H38L40 197H44V201L41 202V200L37 196L31 195V193H29L32 203L21 205V207L25 209L24 212H11L10 209L5 208V204L0 203V264H5L6 261L8 262V264H25L24 260L20 259V252L17 251V249H26L27 252L35 254V252L40 251V246H43L44 249L43 252H41L40 254L43 255L46 260L49 261V264H54L53 257L48 254V250L51 249L53 252H56L57 255H59V252L63 251V247L58 250L52 242L45 238V236L40 232V229H43V232L47 233L48 236L52 237V240H54L56 244H60L62 246L64 243L62 238L58 236L55 231H50L49 225L54 226L55 229L62 233L64 236L70 237L71 233L65 232V227L62 225H66L68 228L72 229V231L75 232L78 237H85V233L81 230L80 227L77 226V222L73 219V215H71L66 210V208L61 205V203H54L52 199H49L47 193L41 191V189L37 187V184L29 180V177L25 175L24 172H20ZM44 175L47 176L46 173H44ZM87 175L91 177L90 172L87 173ZM73 176L77 177L78 179H82L79 176L78 172L74 171ZM117 176H119V179L117 178ZM12 179L16 181L17 184H19V181L16 180L15 176H13ZM64 180L69 185H74L75 183L73 180H70L67 176H64ZM0 181L4 182L3 185H0V189H2L4 185H7V181L5 180V177L3 175H0ZM56 183H59V181H57ZM185 185H187V187H185ZM257 185H259V187H257ZM7 186L11 187L10 185ZM20 187L23 188L24 185L21 184ZM48 187L51 188L52 185L49 184ZM61 187H63V185H61ZM121 189L130 199L121 195ZM149 189L153 190L155 196L159 198V201H163L164 204H167L169 208L173 209L174 212L178 214L179 219L177 218V216L167 212L163 208V206L156 207L157 201L154 200L152 196L148 197V201H146L145 199H143L142 196H140L139 193L141 191L147 193ZM53 191L57 190L53 189ZM93 191H96L98 194L103 193L102 199L104 204L107 205V207H103V204H101V201L97 199V196L93 195ZM108 191H110L112 195L116 198L115 200H113L112 197L108 195ZM25 192H27V189H25ZM173 192H175V195H173ZM3 196L4 192L0 190V197ZM81 196L87 197L95 204L101 206L107 216V221L101 216H99L93 210V208L89 207L87 203H84L81 200ZM137 199H139L140 205L148 209V211L142 212L141 208L138 207L137 204L131 202L132 200ZM73 200H75V204H72ZM214 202H218L219 207L221 209L226 208V211L228 213H230L233 217H236L237 220H240L243 223L244 229L250 230L251 232L256 234L255 239H249V237L246 236L243 231L236 233L239 236L240 240H243L245 242V245L248 247V250H245L244 246H239L238 241H233L228 235L225 234V231L220 230V227L216 223H214L213 219H210L209 216L203 214L204 211L210 213L212 217H215L217 220L222 221L223 224L227 225L229 229L239 227L237 225L236 220L230 219L229 216L225 215L222 211L218 210V208L211 207L210 204ZM45 204L49 205L52 209H55V212H50L49 209L45 207ZM33 205H35V207H33ZM125 207L131 209L135 218H133V216L130 215L128 211L124 210ZM109 209H111V211H109ZM253 209H255V211H253ZM149 211L152 212L151 215H149ZM3 212L10 213V218L13 220L15 227L13 226V224L9 223L8 219H6L5 216L2 214ZM113 213H115L116 216H114ZM16 217H21L24 222H21V219H16ZM161 218H166L170 222V225H175V227L177 229H180V231L173 232L170 227H166L165 224L161 222ZM249 218H251V221H249ZM45 221H47V223ZM148 222L155 225L156 228L149 230L142 227V225L147 224ZM253 223L255 224V227H253ZM5 229H7V232L5 231ZM156 229H159L160 231H157ZM187 231L190 232L193 237L196 235V233L192 230V227H189ZM8 233H12V235H9ZM29 237H31V239H29ZM184 238L187 239V237ZM204 238L214 250L218 252L221 251L209 237L205 236ZM85 239L87 238L85 237ZM8 241H11V244L16 245L17 247H11ZM84 242V239H82L81 243ZM253 244L256 246L257 249L260 250L258 253H254L252 251L251 245ZM92 246L93 245H89V247ZM193 246L206 259L212 260V257L209 256V254L204 251L202 247L198 245ZM69 247H72L73 250L79 254V248H76L74 245H69ZM112 247L115 248V244H113ZM141 247H144V245H141ZM100 251L107 254L109 250L107 248H104L100 249ZM172 251H175V249H172ZM9 252L15 254V256L17 257L15 261L13 260L12 256L8 255ZM63 255L65 257H68L69 259H73V257H71L67 251H64ZM84 255L87 254L85 253ZM136 255L138 259L142 258V253L137 252ZM152 255L155 256L156 254L153 252ZM221 255H224L226 259L228 261L233 262V264H244L243 259L238 260L236 256L231 255L229 253L221 252ZM83 258L84 256L82 255L81 259L83 260ZM88 259L93 258L89 256ZM119 259L121 261H124L125 264H127L126 258L124 256H119ZM171 259L172 257L169 256L168 260L171 261ZM37 264H42V262L37 261ZM55 264H62V262H55ZM94 264H109V262L95 260ZM147 264H151V261H148ZM195 264H200V261L196 260ZM214 264H221V262L219 260H216L214 261Z\"/></svg>",
  "mask_w": 264,
  "mask_h": 264
}]
</instances>
